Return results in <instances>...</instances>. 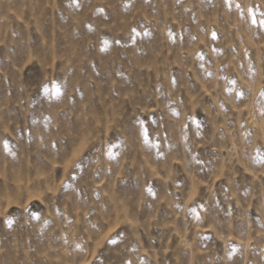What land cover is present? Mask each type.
Wrapping results in <instances>:
<instances>
[{"label": "rangeland", "instance_id": "374dc122", "mask_svg": "<svg viewBox=\"0 0 264 264\" xmlns=\"http://www.w3.org/2000/svg\"><path fill=\"white\" fill-rule=\"evenodd\" d=\"M261 20L0 0V264H264Z\"/></svg>", "mask_w": 264, "mask_h": 264}, {"label": "snow or ice", "instance_id": "6c2138e0", "mask_svg": "<svg viewBox=\"0 0 264 264\" xmlns=\"http://www.w3.org/2000/svg\"><path fill=\"white\" fill-rule=\"evenodd\" d=\"M253 23L255 24L256 21L253 20ZM260 26H261L262 28H264V20H261V21H260ZM8 223H9V226H10V225H11V221H8Z\"/></svg>", "mask_w": 264, "mask_h": 264}]
</instances>
